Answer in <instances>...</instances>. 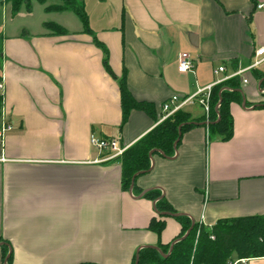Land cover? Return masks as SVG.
<instances>
[{
	"label": "crops",
	"instance_id": "1",
	"mask_svg": "<svg viewBox=\"0 0 264 264\" xmlns=\"http://www.w3.org/2000/svg\"><path fill=\"white\" fill-rule=\"evenodd\" d=\"M105 1L109 24L94 25L86 11L88 31L72 10L47 12L54 1L0 11V113L13 125L0 135V263L7 253L9 264H134L143 247L178 238L176 215L207 229L264 215V83L252 71L234 75L264 46L260 0ZM37 7L44 18L35 19ZM64 13L77 19H58ZM183 52L194 61L187 72L178 70ZM258 68L264 72V64ZM123 77L137 101L152 104V115L133 109L124 120ZM233 77L244 97L230 106L233 136L210 137L205 107L188 100L181 109L196 125L174 156L154 155L150 171L136 178L141 193L123 187L119 157L106 159L91 144L95 135L130 147L166 119L163 105L174 95L179 103ZM150 190L176 213L157 212L144 195ZM153 219L165 221L160 234ZM237 260L264 264V257Z\"/></svg>",
	"mask_w": 264,
	"mask_h": 264
},
{
	"label": "trees",
	"instance_id": "2",
	"mask_svg": "<svg viewBox=\"0 0 264 264\" xmlns=\"http://www.w3.org/2000/svg\"><path fill=\"white\" fill-rule=\"evenodd\" d=\"M13 4V12L17 14L22 5L27 11L32 10L33 0H6ZM45 4L48 0H37ZM78 0H62L60 3L46 6L47 12L72 10L81 20L84 30L88 31L89 20L83 3ZM45 26L54 33H66V29L55 22H47ZM254 76L264 83V72L258 67L252 70ZM239 77H233L212 87L210 95L209 122H205L210 137H221L228 140L233 136L234 119L230 110L232 102L244 99ZM122 93L123 116L126 119L133 109L144 110L153 114V106L147 102L137 101L130 93L125 77L119 81ZM2 97L0 96V107ZM262 106V103L259 104ZM191 115L182 109L163 120L135 144L119 156L123 187L141 193L136 188V178L150 171L156 153L167 157L174 156L182 134L194 127ZM156 200V211L168 214L176 210L162 197L157 190L144 194ZM182 224V232L172 243L159 247L145 246L138 252V264H232L237 259L264 257V215H250L219 220L212 229L199 223H193L185 215H176ZM165 227L164 220L153 219L151 228L160 234ZM187 232H189L187 234ZM187 234V235H186ZM214 237V238H213ZM1 241V240H0ZM5 253L0 264H9L12 254ZM137 255L134 264H136ZM93 264V263H83Z\"/></svg>",
	"mask_w": 264,
	"mask_h": 264
},
{
	"label": "built area",
	"instance_id": "3",
	"mask_svg": "<svg viewBox=\"0 0 264 264\" xmlns=\"http://www.w3.org/2000/svg\"><path fill=\"white\" fill-rule=\"evenodd\" d=\"M257 9H264V0L258 1L256 4ZM264 64V46H260L256 49L255 52V60L245 69L236 72L235 76L242 75L245 71H252L253 69L261 66ZM194 68V61L193 58L189 53L183 52L179 55L178 59V70L180 72H187ZM225 70V67L220 66L218 69L215 70V73H220ZM243 83L247 84L248 79L243 77ZM0 89L4 90V84L0 82ZM212 86H209L205 91H200L194 96L185 99L178 103L180 98L177 95H174L169 101L165 102L163 105V110L165 111L164 118H168L176 111L180 110L184 103L192 98L199 99V102L205 107L207 119L206 121L209 122V112H210V95H211ZM0 135L1 138H4L6 133L13 129V125L8 124L5 118V113L1 111L0 113ZM91 144L93 147L99 149L101 152L107 154L106 159H112L115 157L121 156L129 146H124L120 143V141L116 138H99L95 135L91 136ZM214 238V237H213ZM241 260H236L232 264H238Z\"/></svg>",
	"mask_w": 264,
	"mask_h": 264
},
{
	"label": "rangeland",
	"instance_id": "4",
	"mask_svg": "<svg viewBox=\"0 0 264 264\" xmlns=\"http://www.w3.org/2000/svg\"><path fill=\"white\" fill-rule=\"evenodd\" d=\"M34 1H37V0H33L32 4H33ZM51 1H54L55 4L56 3L58 4V3L62 2V0H48L43 5H46V4H48V2H51ZM4 3H9L10 5H7V7L6 6L5 7L0 6V11H3L4 8H7L8 12L10 14L11 6H12V9H13V4L11 2L6 1V0H0V5H3ZM82 3L85 6V9L88 12V14L91 16V19H92L94 25L96 24L99 27V25H101V24L102 25H108L109 24L108 21L105 22V21L102 20V15L104 13H106L107 15L108 14L112 15V13H113V11L111 12L112 9L110 10V6H109L108 2H106L105 0H78V4L79 5H81ZM22 8H25V6L22 5ZM72 12H74V11H72ZM45 15L46 14L41 9V7H37L35 9V17H36L35 19L36 20H38L40 18H44ZM63 16L64 17H62V18L58 17V19H60L62 21H65L64 19L67 18V16L70 17V18H76L77 19V17L75 15H72V13H64Z\"/></svg>",
	"mask_w": 264,
	"mask_h": 264
},
{
	"label": "water",
	"instance_id": "5",
	"mask_svg": "<svg viewBox=\"0 0 264 264\" xmlns=\"http://www.w3.org/2000/svg\"><path fill=\"white\" fill-rule=\"evenodd\" d=\"M190 40H191L192 44L196 45V44H197V35H195V34H191V35H190ZM188 233H189V232H187V234H188ZM187 234H186V235H187ZM152 247H155V246H152ZM138 252H139V251H138ZM8 257H9V255H8L7 258H6V262L8 261ZM136 264H138V254H137Z\"/></svg>",
	"mask_w": 264,
	"mask_h": 264
}]
</instances>
